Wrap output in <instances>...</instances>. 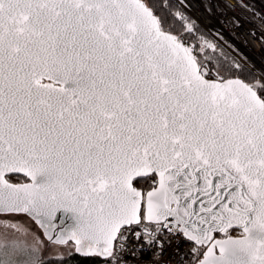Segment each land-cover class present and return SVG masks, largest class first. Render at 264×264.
Instances as JSON below:
<instances>
[{
    "label": "snow or ice",
    "instance_id": "1",
    "mask_svg": "<svg viewBox=\"0 0 264 264\" xmlns=\"http://www.w3.org/2000/svg\"><path fill=\"white\" fill-rule=\"evenodd\" d=\"M192 7L0 0V264H264V70Z\"/></svg>",
    "mask_w": 264,
    "mask_h": 264
},
{
    "label": "built area",
    "instance_id": "2",
    "mask_svg": "<svg viewBox=\"0 0 264 264\" xmlns=\"http://www.w3.org/2000/svg\"><path fill=\"white\" fill-rule=\"evenodd\" d=\"M192 4V15L199 24L246 69L264 70V0H192ZM240 4H246L247 9ZM217 33L222 40L217 39ZM171 252V248L166 249L160 264H168ZM151 259L148 252L134 264H149Z\"/></svg>",
    "mask_w": 264,
    "mask_h": 264
},
{
    "label": "trees",
    "instance_id": "3",
    "mask_svg": "<svg viewBox=\"0 0 264 264\" xmlns=\"http://www.w3.org/2000/svg\"><path fill=\"white\" fill-rule=\"evenodd\" d=\"M202 27V26H201ZM203 28V27H202ZM204 29V28H203ZM209 40H212V41H214V42H217L210 34L208 35V37H207ZM217 43H219V42H217ZM220 44V43H219ZM223 46V45H222ZM224 47V46H223ZM225 48V47H224ZM225 50L226 51H228L226 48H225ZM229 52V51H228ZM229 54L230 55H232L230 52H229ZM213 55H216V56H219L220 55V53H219V49L217 50V53H214ZM233 56V55H232ZM247 70L248 69H244V71H245V74L247 73ZM24 180V177H22V176H19V178L18 179H15L14 178V182H17V181H20V180ZM135 183V182H134ZM141 184L143 185V186H147L148 184H150V182H149V179H147V178H144V179H142V181H141ZM138 186H141V185H138ZM71 264H91V260H90V258H83V257H75V258H73L72 260H71Z\"/></svg>",
    "mask_w": 264,
    "mask_h": 264
},
{
    "label": "water",
    "instance_id": "4",
    "mask_svg": "<svg viewBox=\"0 0 264 264\" xmlns=\"http://www.w3.org/2000/svg\"><path fill=\"white\" fill-rule=\"evenodd\" d=\"M20 176L24 177L22 174ZM138 179H141V178H138ZM17 182H27V178L24 177V180L23 181H17Z\"/></svg>",
    "mask_w": 264,
    "mask_h": 264
},
{
    "label": "flooded vegetation",
    "instance_id": "5",
    "mask_svg": "<svg viewBox=\"0 0 264 264\" xmlns=\"http://www.w3.org/2000/svg\"><path fill=\"white\" fill-rule=\"evenodd\" d=\"M20 181H23V179H22V180H20Z\"/></svg>",
    "mask_w": 264,
    "mask_h": 264
},
{
    "label": "rangeland",
    "instance_id": "6",
    "mask_svg": "<svg viewBox=\"0 0 264 264\" xmlns=\"http://www.w3.org/2000/svg\"><path fill=\"white\" fill-rule=\"evenodd\" d=\"M214 38V37H213ZM215 39V38H214ZM216 40V39H215Z\"/></svg>",
    "mask_w": 264,
    "mask_h": 264
}]
</instances>
